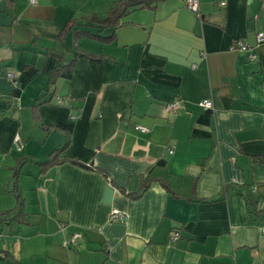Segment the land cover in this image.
I'll list each match as a JSON object with an SVG mask.
<instances>
[{"label":"crops","instance_id":"obj_1","mask_svg":"<svg viewBox=\"0 0 264 264\" xmlns=\"http://www.w3.org/2000/svg\"><path fill=\"white\" fill-rule=\"evenodd\" d=\"M112 1L0 0V211L14 209L0 215V264H264V0H158L89 29L110 40H75ZM78 49L99 57L76 56L44 101Z\"/></svg>","mask_w":264,"mask_h":264},{"label":"trees","instance_id":"obj_2","mask_svg":"<svg viewBox=\"0 0 264 264\" xmlns=\"http://www.w3.org/2000/svg\"><path fill=\"white\" fill-rule=\"evenodd\" d=\"M158 0H113L112 4L109 8L108 13L105 16H98L96 14H90L87 16V23L89 26H95L101 29L103 28H108V27H115L120 19L123 17L124 14L128 12L129 9L140 6V5H147V6H153ZM75 23L67 24V27L63 28V32L60 33V36H64L66 32L68 31L69 28H73ZM81 24H78L77 27L73 28V36L74 39L77 40L81 35H87L91 38L99 39V40H110L112 38V35H109L107 37H104L103 35L92 32L91 30L87 28H81L79 27ZM256 42V41H255ZM249 45V44H248ZM251 46V45H249ZM253 47V46H251ZM253 49V48H252ZM254 51V50H253ZM244 52V51H243ZM245 53V52H244ZM246 54V53H245ZM83 56V57H88L89 59H96L99 57L96 54H93L89 51L78 49L73 55L72 58L66 62V63H58L56 67L50 72L48 76V86L46 88V93L49 95L48 98L44 101H48L50 97L54 95L55 92V81L57 78L62 77V78H70L72 76V71H73V64L75 61L76 56ZM63 99H59L58 103L62 102ZM55 128L59 130H65L68 131L71 128V124L68 122H58L55 123L54 125ZM23 140V139H22ZM59 149H54L48 156V158L42 162L39 163V170L40 172H43L46 170L48 167L54 165V163L59 162L57 158V153ZM262 163H264V155L260 157ZM21 162V161H20ZM18 167L14 169V187L16 189V197L19 198L20 200V195H19V190H18V185H17V176H18ZM141 188L140 192L145 189V187L148 184L147 179H143L141 183ZM140 192L133 193V196H138ZM132 195V194H131ZM19 203H21L19 201ZM12 210L14 209H6L3 211H0V215H8ZM19 210V209H18ZM19 213V212H17ZM16 213V214H17ZM13 218V217H12ZM11 219V217H9ZM3 258H6V255H0Z\"/></svg>","mask_w":264,"mask_h":264},{"label":"built area","instance_id":"obj_3","mask_svg":"<svg viewBox=\"0 0 264 264\" xmlns=\"http://www.w3.org/2000/svg\"><path fill=\"white\" fill-rule=\"evenodd\" d=\"M31 1H33V0H31ZM185 4L192 11H198V6H199L198 0H185ZM255 41H256V43L264 42V31H256L255 32ZM232 47L236 48L239 51H244L246 53V56L249 59H253L256 57V53L253 51L252 47L249 46L247 43H245V41L242 38L234 39L232 42ZM7 75L13 79V82L15 84L17 83L16 74L14 73V71L8 70ZM199 103H200V105H202L206 108H210L212 106V102L209 98H202ZM176 105H177L176 101L167 102L164 105V109L167 111H173L176 108ZM135 128L142 130V131L147 130V127L144 125H141V124H136ZM12 143L16 149L20 150L22 148L23 140H22V137L20 136L19 132L14 133V135L12 137ZM109 217L112 219L122 220L125 217V213L122 211H119L118 209L112 208L110 210ZM262 231H264V227H262ZM79 235H80V233H74L69 237V239L74 240ZM176 237H177V232H175V231L172 232L170 235V238L174 240V239H176Z\"/></svg>","mask_w":264,"mask_h":264},{"label":"rangeland","instance_id":"obj_4","mask_svg":"<svg viewBox=\"0 0 264 264\" xmlns=\"http://www.w3.org/2000/svg\"><path fill=\"white\" fill-rule=\"evenodd\" d=\"M99 1H102V0H96V7L99 9V10H103L104 11V8L103 9H101L100 8V2ZM79 27H83V28H87V29H95V27H93V26H89V25H85V24H81ZM67 41L69 42V47H72L73 46V44H72V42H70V38L69 39H67ZM88 42H84V40L81 42L82 43V46H88L89 48H90V46H93V45H96V42L95 41H93V40H87ZM67 42V43H68Z\"/></svg>","mask_w":264,"mask_h":264},{"label":"water","instance_id":"obj_5","mask_svg":"<svg viewBox=\"0 0 264 264\" xmlns=\"http://www.w3.org/2000/svg\"><path fill=\"white\" fill-rule=\"evenodd\" d=\"M56 54V53H54ZM58 55V54H57ZM160 162V161H159ZM112 195V187L110 185H106L104 187V195H103V200L109 201Z\"/></svg>","mask_w":264,"mask_h":264}]
</instances>
